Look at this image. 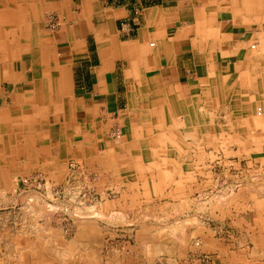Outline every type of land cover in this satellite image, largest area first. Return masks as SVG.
Returning <instances> with one entry per match:
<instances>
[{"label":"rangeland","instance_id":"rangeland-1","mask_svg":"<svg viewBox=\"0 0 264 264\" xmlns=\"http://www.w3.org/2000/svg\"><path fill=\"white\" fill-rule=\"evenodd\" d=\"M261 11L253 24L241 25L249 52L257 51L251 44L257 47L264 42ZM51 18L59 20L57 27L51 28ZM65 23L62 16L45 12L39 34L54 40ZM213 54L236 59L232 53ZM26 55L29 67L36 56ZM12 88L3 84L0 91ZM30 88L29 83L26 89ZM257 88L264 103L262 88L258 84ZM13 103L6 99L0 107ZM227 106H213L204 118L205 126L213 129L212 143L186 149L189 174L177 179L176 186L153 178L139 198L131 190L140 182L122 179L132 174H116L115 166L102 159L93 165L64 155V143L56 148L52 136L47 139L44 131L40 133L46 139L38 146L39 138L34 147L42 154L29 162L24 156L0 162V264H203L205 258L213 259L216 247L226 254L222 264H264V166L258 160L249 164L251 158L261 156L264 125L244 134L214 132L236 124L237 118L225 115L230 111ZM199 111L207 112L204 106ZM39 114L31 120L40 121ZM42 119L47 123L44 129L50 130L51 122ZM233 137L242 145L233 143ZM22 142L16 139L11 145L17 148ZM179 158L180 170L184 163ZM154 184L162 196L151 199Z\"/></svg>","mask_w":264,"mask_h":264},{"label":"crops","instance_id":"crops-1","mask_svg":"<svg viewBox=\"0 0 264 264\" xmlns=\"http://www.w3.org/2000/svg\"><path fill=\"white\" fill-rule=\"evenodd\" d=\"M29 1L32 5H39V13L36 15L40 16V24L44 13L49 11L66 20L54 40L44 33H41L39 38L44 51L53 62V65L50 63L48 65L50 74L54 76L55 72L58 74L60 72L63 81L66 82L65 101H68L69 105L72 104V109L66 111L68 116L63 124L59 123V116L53 118V114L61 112V101H57L55 93L51 95L47 93L41 100L44 103L50 101L53 107L51 110L50 104H46L47 111L43 112L47 121L51 122V127L50 130L42 129L40 133L44 131L47 139L52 136V143L56 148L61 149V143H64V155L70 154L72 157L80 158L81 162L87 160L96 165L103 158L105 165L116 166L118 170L121 168L122 171H119L121 173L131 172L130 177L135 178L139 184L138 169L133 172L129 171L128 167L134 165L136 160L133 151L144 149L147 138L156 132L158 127L162 126L163 129L169 126L167 122L169 118L172 122L183 121L181 108L177 111L175 103L186 107L193 99L199 100L198 110L199 106H204L207 112L200 113L205 117L213 106H224L226 103L230 111L225 115L238 118L230 101L239 90L234 86L230 90L227 86L236 83L242 71L257 82L264 92V49L258 52L260 60L256 66L243 67L244 60H239L253 57L252 52L247 51L243 45L245 43V39L241 38L245 34H241L243 24L233 22L234 16L230 9L219 10L218 5L209 9L208 0ZM211 10L213 16H216L213 22L218 27L217 49L221 53L233 51V57L236 59L218 60L208 56L209 51L201 41L202 35L199 30L204 29L203 26L212 21L209 20L208 12ZM32 11L28 17H34ZM261 47H264V42ZM26 54L37 57L29 67ZM20 55L18 60L13 61L16 80L0 83V86L3 84L13 86L9 92L0 91V103L6 99L14 102L7 105V108L17 104V94L33 91L35 82L39 80L37 64L39 54L29 51ZM27 71L31 73L28 76L25 75ZM57 79L58 77L51 78L54 82ZM29 83L31 88L26 89ZM16 85L21 87L15 88ZM50 89L54 91L51 83ZM226 95L228 100L224 102L223 98ZM34 102L35 98H31L25 110L19 112L22 113L19 116L25 114L30 118L35 117L32 110ZM220 113L218 115H224ZM235 122L237 123L230 125L228 129L214 128V132L240 134L238 132L241 130L247 133L260 128L240 124L239 119H235ZM262 130L264 131V128ZM40 137L46 139L44 136ZM219 146L223 147V143ZM259 149L262 151L261 156L251 158L249 164H256L254 160H258L257 164L264 166V145ZM183 163L180 170L177 168L178 164H175L173 179L182 181L187 176L188 172L185 173V170H189V165L186 159ZM233 163L240 165V162ZM128 178L122 177L125 181ZM178 187H181V184ZM152 189L154 194L151 195V199L162 196L156 191L155 184ZM172 189L173 185L168 187L170 192ZM133 191L137 198L142 196V191L138 192V188ZM175 192L174 190L170 195L173 196ZM184 194L185 192L182 195ZM218 250L220 251V248H214L213 259L207 257L203 264H222L226 254Z\"/></svg>","mask_w":264,"mask_h":264},{"label":"bare ground","instance_id":"bare-ground-1","mask_svg":"<svg viewBox=\"0 0 264 264\" xmlns=\"http://www.w3.org/2000/svg\"><path fill=\"white\" fill-rule=\"evenodd\" d=\"M29 2H30L29 0H0V83L9 82L11 79L16 80V76L14 74L13 61L19 59L18 57L19 53L21 54L22 52L37 51L39 54V58L37 59L38 61L37 64H38V69H39V77H38L39 80L35 82L34 90L28 93H24V94H22L23 92L17 94V104L15 106L8 108V109L0 108V162H4V159L11 160L13 157H16V156L21 157V158L24 156L26 160L29 162L30 158H32L33 156L35 157L36 155L42 154L41 148H38L37 150H35L34 143L36 142V140H39L40 138L41 143H37V144H39L38 146H41L44 141L39 136V133L40 131H42V129L44 130V127L47 124L46 121L43 120L42 118H44L43 111H47L46 104H50V101H46L44 103L43 100L41 99L44 98L47 95V93L50 95L52 93H55L57 97V101H61L60 102L61 112L53 114L54 118L56 116H59V119H60L59 123L63 124L64 120L68 116L66 111L68 109H72V104L69 105L67 103L68 101H65L66 89L64 86L65 81H63V76L60 74V72L59 74L55 72L54 76L50 74L49 72L50 67L48 65L50 64L53 65V62L50 61L49 54H47V52L44 51V48L40 44L41 34H39L38 27L40 25L41 20L39 19L40 16L36 15L39 13V10H38L39 5L38 6L32 5V3L30 4ZM208 2L209 3L207 4H208L209 9L213 8L214 4L216 6L218 5L219 10H222V8L224 10L230 9L234 16L233 19L232 17L231 19L233 20V22L240 23V24H245V23L253 24V19H255L258 13L262 12L261 9L264 10V0H208ZM31 11L33 13L32 15L34 16L33 18L28 17ZM208 12L210 13L209 20L212 19V21L209 22L208 25L206 23V26H203L204 29L199 30V33L202 35L201 41L205 44L206 49L209 51V53L207 52L208 56H210L213 59H218V57L215 56V54H213V52L214 53L216 51L219 52V49H217L219 47L216 46V41L218 38V30H217L218 27L213 22L216 16L215 15L213 16V10L208 11ZM196 19H198V17ZM221 37H223V35ZM254 44H251L250 46V48L254 50H256L257 48V51L252 52L253 57H249L247 59L245 57L244 59H240V60H244L243 65H242L243 67L249 66V65H255L256 63H259L258 60H260L259 59L260 54H258V52L261 49L263 50L264 47H261V46L256 47V45ZM213 48H215V51ZM219 53L221 54L222 57L225 54H229V53H232V55L234 54L233 51L231 52L226 51L224 53H221V52ZM130 64H131V61H130ZM234 70L235 69H233V71ZM242 73L243 74L238 75L236 79V83H234L231 86H227V89L230 88L231 90L232 86H234L235 88H238L239 90L235 92L234 94L235 96L233 100H231L230 102L232 104L233 109H236L235 112L238 116L237 120L239 119L240 124H245V125L247 124L253 128L262 127L264 123V119H260V117L262 116L261 115L262 111L264 113V110H263L264 103L262 102V98L259 97V95L257 94L259 90L257 88V82H254L253 80H251V78L248 77V75H246L243 71ZM4 76L6 77L4 78ZM52 77H54L55 79L58 77V79L54 82L51 80ZM50 83H51V86H53L55 92L50 89ZM157 84H159V81L157 82ZM65 85H66V82H65ZM260 93L262 92L260 91ZM262 95L264 98V92L262 93ZM31 98H35L34 105L32 104L34 106V108L32 109L34 111L33 115L36 116V114L40 113L39 114V116H41L40 121H34L35 119L32 121L31 118L29 116H25V114L22 117L19 116L20 114L22 115V113L19 114V112L20 111L22 112V110L23 111L25 110L24 108L26 107L27 102ZM206 98H208V96H206ZM226 100H228L227 95L225 96V98H223L224 102ZM198 103H199V100H195V99H193L191 103H187L186 107L179 106L178 103H175V108L177 111H178V108H181L182 115L184 116L183 121L172 122V120L169 118L167 120L169 126L164 127L163 129H162V126L158 127L155 130L156 132H153L147 138L145 142L146 147L144 149H141V151L140 150L133 151L135 152L134 157L136 158V160H134V165L129 164L130 166L128 167L130 168L129 171H133V172L135 171V169H138L137 172L139 173V175L137 176L139 178L140 184L139 185L134 184L133 187L135 189L138 188L141 191L143 190V192L146 191L145 188L146 187L148 188V183H150L149 181L153 180V178L159 179L161 183H164V182L170 183L171 181L170 184H174V186H176L178 181L177 179H173V172L175 171V164H176L177 159L181 157V159L187 160L184 153L186 149L192 144H193L192 146L198 147V146H201L202 144L212 143V137H211L212 132L211 131H213V129L207 128L205 126L204 124L205 116L202 115L200 111L198 110V106H197ZM257 104L259 106H257ZM50 108L51 110H53V107H51V104L49 105V109ZM255 109L259 110L261 113H258V114L254 113ZM243 116H245L246 118H242ZM33 118L35 117L33 116ZM162 124L163 122H161V125ZM242 131L244 130H241L238 133L244 134L246 132V131L244 132ZM16 139H20L21 141H23L22 143L24 144H20L19 146H17V148H14L13 145H11V143L15 141ZM263 139L264 137H262V142L264 141ZM232 142L242 145V143H240L241 141H238L237 137H233ZM135 164L137 165L135 166ZM120 170H118V168L116 167L115 173L116 171L119 172ZM144 194H147V193H144Z\"/></svg>","mask_w":264,"mask_h":264},{"label":"built area","instance_id":"built-area-1","mask_svg":"<svg viewBox=\"0 0 264 264\" xmlns=\"http://www.w3.org/2000/svg\"><path fill=\"white\" fill-rule=\"evenodd\" d=\"M51 20H52V25H51V28H55V27H57L58 26V24H59V20H57L56 18H51ZM116 134V133H115ZM117 135V134H116ZM71 167H72V165H71Z\"/></svg>","mask_w":264,"mask_h":264}]
</instances>
